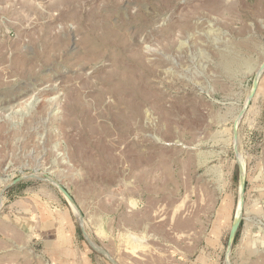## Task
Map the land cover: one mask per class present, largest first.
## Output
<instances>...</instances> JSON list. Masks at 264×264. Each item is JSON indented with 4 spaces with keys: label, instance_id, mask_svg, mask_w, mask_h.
Wrapping results in <instances>:
<instances>
[{
    "label": "rangeland",
    "instance_id": "1",
    "mask_svg": "<svg viewBox=\"0 0 264 264\" xmlns=\"http://www.w3.org/2000/svg\"><path fill=\"white\" fill-rule=\"evenodd\" d=\"M263 63L264 0H0V264H264Z\"/></svg>",
    "mask_w": 264,
    "mask_h": 264
},
{
    "label": "water",
    "instance_id": "2",
    "mask_svg": "<svg viewBox=\"0 0 264 264\" xmlns=\"http://www.w3.org/2000/svg\"><path fill=\"white\" fill-rule=\"evenodd\" d=\"M264 71V63L261 65L260 71L258 72L257 76L254 79V83H253V89L251 91V94L248 98L247 104H250V101L254 98V96L257 93V89L259 87V81L261 78V75ZM246 108V107H245ZM238 155V154H237ZM240 168H241V181H240V194H239V203H238V207H237V211H236V215H235V219H234V223H233V227H232V231H231V237H230V241H229V249L233 244V241L235 240V237L237 235V232L239 230V227L241 225V220H242V211H243V207H244V203H245V186H246V177H245V168L243 166V164H241L240 162ZM50 178H48L49 180ZM22 179H19L17 181H15L13 184H16L17 182L21 181ZM52 181L51 183L56 186L60 192L65 196L66 200L68 201V203L70 204V206L77 212H79V208L77 207V205L75 204L74 200L72 199V197L70 196V194L60 185L58 184L56 181L54 180H49ZM83 230V234L85 236V238L87 239V241L90 243V245L97 251H99L101 254L106 255L107 253L102 250L101 248L97 247L92 241L91 239H89L87 232L85 231L84 228H82ZM229 254V251H228ZM109 260L112 262V264H118L115 260H113L111 257H109ZM228 261V259H227Z\"/></svg>",
    "mask_w": 264,
    "mask_h": 264
},
{
    "label": "crops",
    "instance_id": "3",
    "mask_svg": "<svg viewBox=\"0 0 264 264\" xmlns=\"http://www.w3.org/2000/svg\"><path fill=\"white\" fill-rule=\"evenodd\" d=\"M54 213H49L50 219H47L48 212L38 210V230L41 237L46 241H63L64 227L62 218L57 219L58 214L52 215ZM34 217V214H31ZM33 221V220H31Z\"/></svg>",
    "mask_w": 264,
    "mask_h": 264
}]
</instances>
